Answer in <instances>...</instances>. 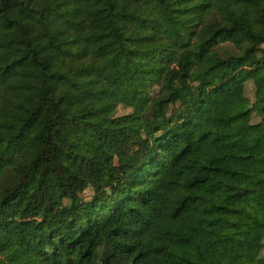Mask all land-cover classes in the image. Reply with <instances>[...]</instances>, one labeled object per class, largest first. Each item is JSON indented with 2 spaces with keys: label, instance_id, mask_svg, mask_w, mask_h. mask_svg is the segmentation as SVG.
Wrapping results in <instances>:
<instances>
[{
  "label": "trees",
  "instance_id": "trees-1",
  "mask_svg": "<svg viewBox=\"0 0 264 264\" xmlns=\"http://www.w3.org/2000/svg\"><path fill=\"white\" fill-rule=\"evenodd\" d=\"M249 82L264 0H0V264H264Z\"/></svg>",
  "mask_w": 264,
  "mask_h": 264
},
{
  "label": "rangeland",
  "instance_id": "rangeland-1",
  "mask_svg": "<svg viewBox=\"0 0 264 264\" xmlns=\"http://www.w3.org/2000/svg\"><path fill=\"white\" fill-rule=\"evenodd\" d=\"M148 15L147 10H143L140 12L141 17H146ZM145 49L152 48L151 46H144ZM143 48V49H144ZM246 96L248 98V106L253 107L254 105H258L260 107H264V89L256 90L255 85L252 82H249L246 87ZM126 113L124 109L119 110V114L122 115ZM260 120L259 117L255 116L253 122H258ZM87 197L91 199V192L88 191L86 193Z\"/></svg>",
  "mask_w": 264,
  "mask_h": 264
}]
</instances>
